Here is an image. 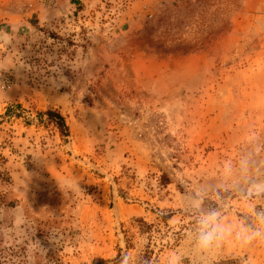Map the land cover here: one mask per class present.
<instances>
[{"label": "rangeland", "instance_id": "374dc122", "mask_svg": "<svg viewBox=\"0 0 264 264\" xmlns=\"http://www.w3.org/2000/svg\"><path fill=\"white\" fill-rule=\"evenodd\" d=\"M73 1L0 0V264H264V0Z\"/></svg>", "mask_w": 264, "mask_h": 264}, {"label": "trees", "instance_id": "16d2710c", "mask_svg": "<svg viewBox=\"0 0 264 264\" xmlns=\"http://www.w3.org/2000/svg\"><path fill=\"white\" fill-rule=\"evenodd\" d=\"M73 2L76 3L78 7L82 6L81 0H74ZM22 108L23 107L20 103L16 105H10L7 108L6 114L9 116L15 114L17 117H22L23 115L16 111V109H22ZM36 113L38 116L39 123L55 126L59 131L60 135L65 139L69 136L70 134L69 125L67 123L65 116L62 114L60 110H58L57 108L49 107L45 111L37 110ZM26 122L31 123L32 121L26 119ZM140 221L142 223H145V221L142 219ZM104 262L105 261L103 259H98L96 264L99 263L103 264Z\"/></svg>", "mask_w": 264, "mask_h": 264}, {"label": "clouds", "instance_id": "9594fccd", "mask_svg": "<svg viewBox=\"0 0 264 264\" xmlns=\"http://www.w3.org/2000/svg\"><path fill=\"white\" fill-rule=\"evenodd\" d=\"M258 215L264 217V214ZM221 231L222 230L214 223V215L206 217L201 221V231L199 236L200 246L204 249L210 248Z\"/></svg>", "mask_w": 264, "mask_h": 264}]
</instances>
